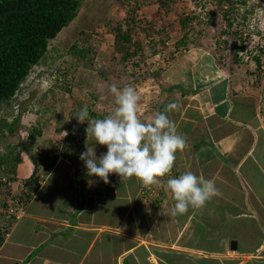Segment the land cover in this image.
Here are the masks:
<instances>
[{
  "label": "crops",
  "instance_id": "0c3cea01",
  "mask_svg": "<svg viewBox=\"0 0 264 264\" xmlns=\"http://www.w3.org/2000/svg\"><path fill=\"white\" fill-rule=\"evenodd\" d=\"M184 57L177 56L168 69ZM215 66L219 69L217 82L221 80L220 85L232 90V100L216 101L218 96L213 94L207 95L205 101L198 100L196 91L189 98L179 100V109L167 115L175 124L177 134L184 138V124L191 126L190 134L211 128L209 131L214 137L208 139L207 144L216 146L218 158L211 155L210 159L207 155L203 160L201 153L212 148L204 143V148L201 143L194 145L191 138H186L185 149L176 152V155L187 153L185 165L179 163L182 157L176 156L172 171L160 178L158 184L143 187L135 178L121 182L116 174H110V182L105 184L98 177H88L84 162L79 159L86 150V133L81 139L77 134L66 137L58 130L62 135L56 134L64 138L61 143L65 145L59 151L54 146V155L49 156L54 160L50 169L40 167L38 162L35 165L30 159L18 164L14 189L19 195L23 189L24 192L34 189V192L26 203V215L11 228L8 240L0 245V264H252L258 260L256 264H262L264 104L252 98L255 91L250 94L247 88L234 87L229 82V71ZM166 83H160L163 91L159 92L157 100L138 101V116L145 122L156 114L155 110L162 112L168 104L176 102L166 88L174 82ZM223 94L228 96L225 89ZM154 96L146 94V99ZM217 102L220 110L215 106ZM93 103L88 102L93 111L89 119H102L116 107L115 100H94ZM210 120L214 123L207 126ZM106 151V146H96L98 156ZM60 164L73 176L74 199L65 203L59 201L64 208L62 212L55 211L54 207L49 208V212L31 210L36 195ZM186 166L190 168H183ZM34 170L37 180L28 181ZM187 171L213 181L218 195L201 208H189L183 216L160 214L161 209L169 213L175 203L171 193L164 190V184ZM89 180L94 182L91 186ZM106 198L124 201L125 206L120 205L111 215L108 213L110 205L102 208L99 204ZM102 213L107 214L105 218ZM229 216L246 220L241 229L242 248L246 251V246L251 247L249 252H239V247L232 253L231 242L240 239L229 237L228 222L232 221ZM14 235V241L10 242ZM240 254L244 255L243 259ZM254 258L257 261H252Z\"/></svg>",
  "mask_w": 264,
  "mask_h": 264
},
{
  "label": "rangeland",
  "instance_id": "374dc122",
  "mask_svg": "<svg viewBox=\"0 0 264 264\" xmlns=\"http://www.w3.org/2000/svg\"><path fill=\"white\" fill-rule=\"evenodd\" d=\"M165 2L166 0H85L74 21L50 43L47 59L33 67L30 76L13 100L2 105L0 122L7 120L10 123L18 119L19 125L17 132L11 136L8 131L0 129V157L12 156V151L15 155L19 149L24 150L23 148H25L26 151L20 153L22 161L28 159L24 156L26 153L31 157L33 163L38 162L40 167L45 166L50 169L54 160L51 161L49 156L54 153V146L56 151H59L60 147L65 145L64 142L61 143L64 138L57 135H62L68 130V134H77L76 136H81L82 139L85 126H88V123L85 121L83 124H79L75 114L84 105L88 106V102L94 104V100H115L114 95L109 91L112 84L120 89L125 86L133 87L140 97L139 100L158 98L159 92L163 91L160 89L162 87L160 83L163 82H167L166 84L174 82L177 85L173 90H168L167 94L172 96L173 99L170 96V100H176L179 105H181L179 100H183L187 96L189 98L196 91L198 100L205 101L206 96L212 95L213 92H216L218 96L216 101L232 100V90H228L227 85L226 87L220 85L222 84L221 80L217 82L216 75L219 73V69L214 66L216 62V65L228 66L225 71H229V82L234 87L239 85L241 90L243 87L247 88L246 92L250 94L255 91L252 94L253 99L259 98L263 93L264 104V86L255 85L258 66L254 62V57L251 56L254 54L257 57L260 53L258 48H264V0H246L245 5L232 11L231 16H237V18L234 17L237 20L234 28L236 31L241 29L242 35L240 34L237 45L229 47H225L224 42L221 45H216L218 40L225 39V35L222 33L225 29V21L221 23L223 19H220L218 26L207 27L206 22L214 13V4L211 0H176L172 11H169ZM185 16L198 18H194L195 20L193 19L194 21L184 29L180 20ZM134 19L140 23V34L138 35L142 52L123 61V53L116 51L113 43L114 28L118 24H125L126 21H134ZM82 32H93L95 36L85 43ZM245 32L247 39L242 40ZM133 33L137 34V32ZM185 34L189 39L188 45L181 46L180 49L190 50L188 55L184 59L181 58L182 61L178 64L176 63L163 71L169 62L166 58L176 52V43L184 38ZM138 35L135 36L136 39ZM75 44L81 50L89 48L90 45L93 49L88 56L82 58L72 50ZM240 46L244 47L241 52H245L248 46L249 56L237 53ZM131 49L134 47L132 46ZM251 49L254 51L252 52ZM169 87L166 88L169 89ZM224 89L228 96L223 94ZM146 94H152V96L155 94V98L146 99ZM218 103H215V106L220 110L221 107ZM88 109L89 113L93 112L89 106ZM155 112L157 113L156 110ZM168 117H170L169 114ZM140 119L144 121L142 118ZM212 123L214 121L210 120L207 126ZM190 127L184 124L182 132L185 139L191 138L194 145L197 143L199 146L200 143H204L208 148H212L201 153L203 160L207 158V155L210 159L211 155L218 158L216 146L212 143L207 144L208 139L214 137L209 131L211 128L208 127L207 131L204 130L201 133L197 131L190 134ZM21 130L25 132L22 136ZM37 130H40L41 134H38ZM78 130L80 133L77 132ZM202 148H204L203 144ZM179 153L176 155L182 157L179 163L185 165L188 158L187 153ZM259 154L258 150L257 155ZM8 167L10 164L0 168L1 177L8 174ZM55 170L54 174L47 179L46 185L36 195L31 210L49 212V208L54 207L55 211L62 212L64 208L60 202H70L74 199L71 192L74 185L73 176L69 175L62 164ZM79 178L80 175L77 179ZM99 204L102 208L110 205L108 213L110 212L111 215H114L115 209L118 210L120 205L121 207L125 206L124 201H111L108 198L101 199ZM261 211L264 212V208L261 207ZM105 215L107 214L102 213L104 218ZM229 217L232 219L228 222V230L231 231L229 237H238L240 239L239 252L245 251L242 248L244 245L241 229L246 220ZM261 230L260 235L263 237L264 227ZM14 238L15 235L9 239L10 242L14 241ZM203 243L207 244V241ZM250 249L251 247L246 246V251L249 252ZM240 256L243 259L244 255L240 254ZM256 259L254 258L252 261H257ZM248 262L249 260H247ZM259 262L258 260L252 264Z\"/></svg>",
  "mask_w": 264,
  "mask_h": 264
},
{
  "label": "clouds",
  "instance_id": "9594fccd",
  "mask_svg": "<svg viewBox=\"0 0 264 264\" xmlns=\"http://www.w3.org/2000/svg\"><path fill=\"white\" fill-rule=\"evenodd\" d=\"M240 47L242 48L238 49L237 53L244 50L243 46ZM258 49L260 53L257 57L262 59L264 48ZM247 50L248 46L246 51L243 52L245 55L249 53H247ZM251 56L254 57L255 62L256 57L254 54ZM259 71L261 77L258 80L256 78L255 85L261 87L264 86V63ZM109 91L115 97L116 107L104 118L89 119L87 105H84L75 114L79 124H83L85 121L88 122L85 129L86 150L79 156V159L84 162L85 174L88 177H98L105 184L110 182V174L118 175L121 182L135 178L143 187L158 184L160 178L172 171L176 160V152L178 150L183 151L186 147L185 138L177 134L175 124L167 115L170 111L178 110L179 104L176 102L168 104L164 111L157 112L145 122L138 116L140 97L133 87L125 86L120 89L112 84ZM262 97L263 93L256 100L263 103ZM24 134L25 132L21 130V136ZM67 135L69 134L64 132V136ZM97 145L106 146V153L98 156L96 152ZM23 149L20 150V153L26 151L25 148ZM24 156L32 160L26 153H24ZM34 164L37 165V162H34ZM35 172L34 170L30 178L37 180ZM8 177V174L0 176V237L3 239L2 243L9 238L11 228L26 215V203L32 197L31 192H34V189L25 192L23 189L22 194L19 195L13 187L15 179L8 181ZM88 183L91 186L94 182L89 180ZM164 190L171 193L175 203L169 213H165L161 209L160 214H170L171 216L183 215L188 212L189 208H201L207 201L218 195V189L213 181L197 176L191 171L184 172L177 178H169L164 184ZM28 194L30 195L29 198ZM17 200L23 202L25 208V213L19 219L13 214L9 215L7 210L10 205L15 206ZM235 251L232 250V253ZM261 252L260 256L263 258L264 251Z\"/></svg>",
  "mask_w": 264,
  "mask_h": 264
},
{
  "label": "trees",
  "instance_id": "16d2710c",
  "mask_svg": "<svg viewBox=\"0 0 264 264\" xmlns=\"http://www.w3.org/2000/svg\"><path fill=\"white\" fill-rule=\"evenodd\" d=\"M175 1L166 0L165 4L169 11L174 10L173 4ZM211 1L214 4V13L207 20V27L218 26L220 19H223L221 23L225 21V29L222 31L225 39H223L224 41L218 40L216 45H221L223 42L225 47L237 45L242 34L241 29L236 31V28H234L237 16H231V14L233 10L236 11L237 8L245 5L246 0ZM84 2L85 0H0V110L4 103L13 100L21 86L26 82L32 68L47 59L51 41L74 21L80 13ZM194 18L197 19L198 17H182L180 20L182 27L186 29L195 20ZM114 30L115 38L113 43L116 51L123 53V61L142 52L138 35L140 34V23L137 20L134 19V21H126L125 24H118ZM133 32H137V39ZM83 36L84 42L88 43L94 38L95 34L93 32H82ZM246 37L245 32V36H242L241 39L243 40ZM188 40V36L185 34L184 38L176 43V52L166 58L169 61L168 65H165L166 67L169 66L171 61H175L177 56L188 55L190 50H187V48L180 49L181 46L188 45ZM132 46L134 49H131ZM92 49V45H90L89 48H82L81 50L78 49L77 44L73 45L72 48L74 53L79 54L82 58L88 56ZM198 51L200 52L201 50ZM255 62L258 66L256 74L258 80L261 77L259 70L263 62L258 57L255 58ZM227 67L223 64L220 68L227 69ZM176 86L174 83L169 89L173 90ZM213 95L217 97L216 92H213ZM18 122V119L10 123L7 120H3L0 122V129L8 131L10 136L14 135L18 130ZM37 133L41 134V131L37 130ZM20 150L22 149H19L15 155L12 151V156L0 157V168L10 164V167L7 168L8 181H12L17 176L18 164L22 161ZM28 181H34V178H30ZM29 197L30 195L28 194ZM2 241L3 239L0 237V244H2ZM261 263L263 264L264 261Z\"/></svg>",
  "mask_w": 264,
  "mask_h": 264
},
{
  "label": "built area",
  "instance_id": "2783aa9c",
  "mask_svg": "<svg viewBox=\"0 0 264 264\" xmlns=\"http://www.w3.org/2000/svg\"><path fill=\"white\" fill-rule=\"evenodd\" d=\"M242 53L243 52H241L240 54L242 55ZM7 210L9 215L13 214L16 216V218L19 219L25 213L24 203L20 200H17L15 206L10 205Z\"/></svg>",
  "mask_w": 264,
  "mask_h": 264
},
{
  "label": "water",
  "instance_id": "95a60500",
  "mask_svg": "<svg viewBox=\"0 0 264 264\" xmlns=\"http://www.w3.org/2000/svg\"><path fill=\"white\" fill-rule=\"evenodd\" d=\"M232 250H238V242L236 240L231 242Z\"/></svg>",
  "mask_w": 264,
  "mask_h": 264
},
{
  "label": "bare ground",
  "instance_id": "6f19581e",
  "mask_svg": "<svg viewBox=\"0 0 264 264\" xmlns=\"http://www.w3.org/2000/svg\"><path fill=\"white\" fill-rule=\"evenodd\" d=\"M94 189V188H93Z\"/></svg>",
  "mask_w": 264,
  "mask_h": 264
}]
</instances>
